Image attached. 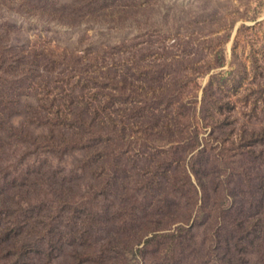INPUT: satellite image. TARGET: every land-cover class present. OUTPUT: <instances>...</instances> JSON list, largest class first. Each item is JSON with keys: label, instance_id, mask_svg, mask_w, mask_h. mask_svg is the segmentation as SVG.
<instances>
[{"label": "rangeland", "instance_id": "obj_1", "mask_svg": "<svg viewBox=\"0 0 264 264\" xmlns=\"http://www.w3.org/2000/svg\"><path fill=\"white\" fill-rule=\"evenodd\" d=\"M0 264H264V0H0Z\"/></svg>", "mask_w": 264, "mask_h": 264}]
</instances>
